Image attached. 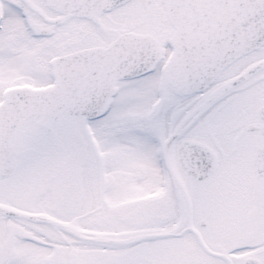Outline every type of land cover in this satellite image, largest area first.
<instances>
[{
  "label": "snow or ice",
  "instance_id": "6c2138e0",
  "mask_svg": "<svg viewBox=\"0 0 264 264\" xmlns=\"http://www.w3.org/2000/svg\"><path fill=\"white\" fill-rule=\"evenodd\" d=\"M0 264H264V0H0Z\"/></svg>",
  "mask_w": 264,
  "mask_h": 264
}]
</instances>
